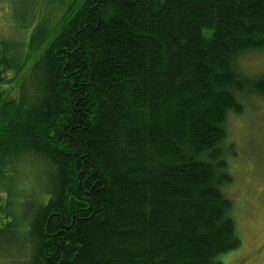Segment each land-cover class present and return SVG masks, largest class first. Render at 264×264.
Here are the masks:
<instances>
[{
  "label": "trees",
  "instance_id": "obj_1",
  "mask_svg": "<svg viewBox=\"0 0 264 264\" xmlns=\"http://www.w3.org/2000/svg\"><path fill=\"white\" fill-rule=\"evenodd\" d=\"M58 8L0 38V254L21 202L28 264H221L240 241L220 145L236 93L264 97L234 70L264 49V0Z\"/></svg>",
  "mask_w": 264,
  "mask_h": 264
},
{
  "label": "rangeland",
  "instance_id": "obj_2",
  "mask_svg": "<svg viewBox=\"0 0 264 264\" xmlns=\"http://www.w3.org/2000/svg\"><path fill=\"white\" fill-rule=\"evenodd\" d=\"M21 1L23 4L20 6V0H0V38L5 36L11 39L13 30L20 25L14 15L12 18L13 10H16L18 17L22 16L21 26L25 21L35 27L38 22L49 24V20L52 25H57L61 19L58 6L62 0ZM21 30L25 31L26 27L23 25ZM29 37L28 34L27 46ZM20 42L22 53H25L18 58V62L24 63V69H27L38 54L26 48L24 41ZM234 70L244 82L264 76V49L240 54L234 62ZM12 75L8 76L10 81L16 79ZM2 90L5 93L3 98L9 91L11 97H15V82L3 86ZM236 99L243 111L241 114L229 112L225 121L226 137L220 149L226 165L225 172L231 181L221 187V192L231 202L228 216L234 222L240 245L220 255L217 260L221 264H264V97L243 90L236 93ZM22 208L19 202L17 221L1 234L4 254H0V264H28L29 257L24 250L26 228Z\"/></svg>",
  "mask_w": 264,
  "mask_h": 264
},
{
  "label": "bare ground",
  "instance_id": "obj_3",
  "mask_svg": "<svg viewBox=\"0 0 264 264\" xmlns=\"http://www.w3.org/2000/svg\"><path fill=\"white\" fill-rule=\"evenodd\" d=\"M22 198H24V197H22Z\"/></svg>",
  "mask_w": 264,
  "mask_h": 264
}]
</instances>
